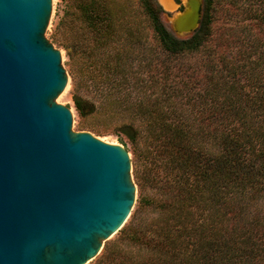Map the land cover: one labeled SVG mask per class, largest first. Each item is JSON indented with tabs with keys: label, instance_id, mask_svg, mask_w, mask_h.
<instances>
[{
	"label": "trees",
	"instance_id": "obj_1",
	"mask_svg": "<svg viewBox=\"0 0 264 264\" xmlns=\"http://www.w3.org/2000/svg\"><path fill=\"white\" fill-rule=\"evenodd\" d=\"M160 9L144 7L160 51L141 66L160 92L126 136L147 160L134 215L157 216L93 264H264V0H203L187 38Z\"/></svg>",
	"mask_w": 264,
	"mask_h": 264
},
{
	"label": "water",
	"instance_id": "obj_2",
	"mask_svg": "<svg viewBox=\"0 0 264 264\" xmlns=\"http://www.w3.org/2000/svg\"><path fill=\"white\" fill-rule=\"evenodd\" d=\"M51 6L0 0V264H88L135 201L128 151L72 132L55 102L67 74L44 35Z\"/></svg>",
	"mask_w": 264,
	"mask_h": 264
},
{
	"label": "rangeland",
	"instance_id": "obj_3",
	"mask_svg": "<svg viewBox=\"0 0 264 264\" xmlns=\"http://www.w3.org/2000/svg\"><path fill=\"white\" fill-rule=\"evenodd\" d=\"M148 2L155 8L160 6L158 17L174 36L187 38L197 29L203 0H51V16L44 35L60 52L68 84L55 102L70 109L72 132H89L128 151L130 178L136 187L135 201L124 225L103 242L100 253L88 264H93L107 247L128 249L120 238L121 230L129 225L142 226L157 216L153 211L134 215L147 160L142 142L138 155L133 156V147L126 137L132 131L133 120L146 114L143 107L147 100L160 92L142 87L149 77L141 66L149 54L160 51L144 10ZM192 13L196 21L187 23L190 27L186 31L175 29L181 19L188 21ZM73 96L82 104L83 117L75 108ZM143 190L151 192L147 186ZM259 205L264 211V202Z\"/></svg>",
	"mask_w": 264,
	"mask_h": 264
},
{
	"label": "bare ground",
	"instance_id": "obj_4",
	"mask_svg": "<svg viewBox=\"0 0 264 264\" xmlns=\"http://www.w3.org/2000/svg\"><path fill=\"white\" fill-rule=\"evenodd\" d=\"M67 86H68V84L65 86L64 90H66ZM64 90H63V91H64ZM63 91H62V92H63ZM62 92H61V93H62ZM61 93H60V94H61Z\"/></svg>",
	"mask_w": 264,
	"mask_h": 264
}]
</instances>
